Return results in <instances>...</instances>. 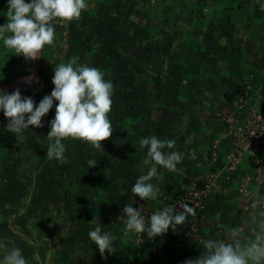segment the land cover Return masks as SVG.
Here are the masks:
<instances>
[{
	"label": "crops",
	"instance_id": "1",
	"mask_svg": "<svg viewBox=\"0 0 264 264\" xmlns=\"http://www.w3.org/2000/svg\"><path fill=\"white\" fill-rule=\"evenodd\" d=\"M61 2L54 9L56 4L49 1L35 13V20L41 21L39 40L46 47V52L42 51L44 74L52 72L54 78L44 93L48 96L44 101L38 96L37 103L50 108L51 117L34 120L25 128L30 139L40 145L34 147L30 140L28 150L19 148L28 160L38 161L41 175L34 179V186L46 187L51 194L26 198L32 205L24 215L17 208L22 198L13 196L12 216L16 217H8L11 228L0 234L17 235L18 228L12 225L23 216L22 230L29 229L30 243L46 251L45 259L50 257L42 264H90L93 244L89 236L114 233L117 202L139 198L150 206L157 198L145 194V188L151 183L164 186L162 181L167 182L168 172L175 169L182 172L174 181L176 186L177 182H189V172L198 169L196 158L205 155L199 140L218 136L221 127L214 129L212 115L221 107L231 108L222 80L223 74L233 73V54L225 46L231 36L219 28L232 25L229 17L223 18L227 11L237 19L241 40L248 34V26L258 27L264 19L259 15L248 18L247 3L241 0ZM257 5L263 10L264 0H258ZM167 43L171 44L169 50ZM261 85L260 99L264 83ZM112 92L114 96H110ZM255 100L257 105L260 100ZM113 103L114 122L109 116L100 121L102 110ZM52 114L54 122L49 121L54 119ZM113 130L114 138L126 136L127 146L114 141V148L107 153L81 145L80 140L87 136H106ZM221 145L219 154L225 149ZM157 155L164 161L171 156L173 165L160 162ZM213 165L216 171L219 163ZM15 167L22 170V165ZM60 180L62 184L56 186L64 188L79 181L84 200L77 203L72 193L59 198L57 189L49 190ZM214 199L216 218L228 217L230 211L217 205L220 198ZM120 218L115 219V227L129 233L131 228H124ZM4 239L6 245L17 242ZM78 242L84 244L78 250L79 258L68 261L67 251L72 252Z\"/></svg>",
	"mask_w": 264,
	"mask_h": 264
},
{
	"label": "rangeland",
	"instance_id": "2",
	"mask_svg": "<svg viewBox=\"0 0 264 264\" xmlns=\"http://www.w3.org/2000/svg\"><path fill=\"white\" fill-rule=\"evenodd\" d=\"M49 1L56 4L54 9L62 4L61 0H0V232L11 228L8 217H16L12 216L13 196L18 194V198H22L16 206L24 215L32 205L26 198H44L51 194L46 187L34 186V179L41 175L36 165L38 161L36 158L28 160L19 149L22 146L28 150L31 145V137L25 129L28 124L51 117V109L37 103L38 96L43 101L48 96L44 93L54 78L52 72L44 74L46 62L42 51L46 52V47L39 40L41 21L35 20L38 8ZM241 1L247 3L244 10L248 18L259 15L264 19V9L257 5L258 0ZM228 17L232 25L219 28L222 34L231 36L225 46L233 54L230 65L233 73L222 75L231 108L221 107L212 115L214 129L221 127L218 136L199 140L198 146L205 155L202 153L196 158L198 169L189 172V182H177L176 186L174 181L182 172L175 169L168 172L167 182L162 181L164 186L151 183L145 188V194L157 198L150 206L143 205L139 198L117 202L114 233L89 236L93 244L90 264H264V123L259 122L264 116V86L262 99L258 96V88L264 83V23L258 27L248 26V34L241 40L236 17L227 11V17L223 18L228 20ZM25 28L30 30L31 36ZM170 45L166 44L167 50ZM10 85L12 87H8ZM112 93L110 96H114ZM255 99L260 100L257 105H254ZM113 110L114 103L103 109L100 121L109 116L114 122ZM239 113L241 117L237 116ZM54 120L55 116L49 119ZM104 134L87 136L80 140L81 145L91 147L92 151L102 148L111 153L114 141L120 146L128 144L126 136L114 138V130ZM31 141L34 147L40 145ZM221 143L225 147L223 154L218 152ZM157 157L160 162L173 165L171 156L165 161L161 155ZM214 163H219L216 171L212 169ZM15 165H22V170H17ZM61 182H54L55 186L49 190L57 189L59 198L72 193L77 203L84 200L80 197L79 181H74L70 187H57ZM138 186L136 183L135 188L140 190ZM214 198H220L217 205L230 211L228 217L216 218L212 207ZM71 206L78 208L76 204ZM117 216L121 217L120 224L123 223L124 228H131L129 233L123 234L115 227ZM23 221L21 216L12 225L18 228L17 235L10 236L8 231V236L0 234V264H42L50 260V257L44 258V249L30 243L32 237L27 233L29 229L23 232ZM4 238L18 243L6 245ZM80 247L84 244L78 242L71 248L72 252L67 251L68 261L79 258Z\"/></svg>",
	"mask_w": 264,
	"mask_h": 264
},
{
	"label": "built area",
	"instance_id": "3",
	"mask_svg": "<svg viewBox=\"0 0 264 264\" xmlns=\"http://www.w3.org/2000/svg\"><path fill=\"white\" fill-rule=\"evenodd\" d=\"M260 123H264V116H261V118H260V121H259ZM261 128H262V126H261ZM264 133V132H263Z\"/></svg>",
	"mask_w": 264,
	"mask_h": 264
},
{
	"label": "water",
	"instance_id": "4",
	"mask_svg": "<svg viewBox=\"0 0 264 264\" xmlns=\"http://www.w3.org/2000/svg\"><path fill=\"white\" fill-rule=\"evenodd\" d=\"M25 31H27L28 33H29V35L31 36V32H30V30H28V28H25L24 29ZM30 38V37H29ZM31 40V39H30ZM8 87H12V85H10V86H8Z\"/></svg>",
	"mask_w": 264,
	"mask_h": 264
}]
</instances>
